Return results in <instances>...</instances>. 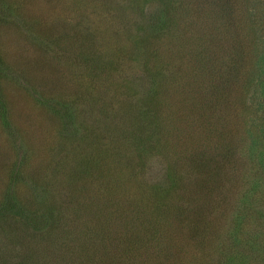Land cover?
<instances>
[{
    "label": "rangeland",
    "instance_id": "rangeland-1",
    "mask_svg": "<svg viewBox=\"0 0 264 264\" xmlns=\"http://www.w3.org/2000/svg\"><path fill=\"white\" fill-rule=\"evenodd\" d=\"M0 99V264H264V0H0Z\"/></svg>",
    "mask_w": 264,
    "mask_h": 264
},
{
    "label": "trees",
    "instance_id": "trees-1",
    "mask_svg": "<svg viewBox=\"0 0 264 264\" xmlns=\"http://www.w3.org/2000/svg\"><path fill=\"white\" fill-rule=\"evenodd\" d=\"M151 20H152L151 25L153 26L154 29H156L157 27L158 28L160 27V24H161V16L160 15L155 14ZM243 52H244V50H243ZM210 59L211 58H207V57H204L201 59V63L203 64V66L205 65L204 67L206 68V69L203 68L204 72L206 73L207 69L210 68V73H211L213 79H217L218 77L220 78V79H217V83L215 86H216V88H219L220 89L219 92H221V94L223 96H225V93H227L229 90H231L232 87L234 86V74L235 75L237 74L235 71V67H234V65H232V63L230 64L229 61L225 60L224 63H225L226 67H225V69H223V67H221V72H220L219 69L217 70L216 68H213L212 66L209 67L207 65L208 64L207 62H209ZM145 80H146V82H148V85L154 84L155 83L154 82V74H148L146 76ZM218 80H221V81H218ZM148 88H149L147 90L148 92L153 91L151 86H148ZM227 94L229 95V93H227ZM50 102H51V100L48 101V103H50ZM0 105H2L1 99H0ZM52 105H53V110L65 120L67 126L73 128V125L75 123V117L72 114L70 107L67 104H62L60 102H52ZM214 107H215L214 104L211 105V108H214ZM134 133L135 132H133V136L135 137ZM222 136L225 137L226 135L223 133ZM145 137H142V138H145ZM149 140H150V137L148 138L147 143L149 142ZM165 140L168 143L169 137ZM128 146H130V144L128 143V140H127V142L125 144L121 143V146L119 149H122V148L128 147ZM152 146L154 147V149L157 148V146H155V145H152ZM225 147H226L225 148V155L231 156L233 154V152H232L233 147L230 144L225 145ZM158 151H161V150L158 149ZM162 151H164V150H162ZM194 162L195 161H193V163ZM229 162H233V161L230 160ZM191 163H192V160H191ZM172 169H173V166H172ZM177 174L178 173L176 172V169L174 168L173 173L167 179L166 187H164L167 193L173 192V190H175L176 188L180 189L181 186L184 185L183 180H182L183 179L182 176L180 178L176 177V176H178ZM128 178H129V174L127 175V180H128ZM134 179H135V183L140 188H142L141 191L142 192L145 191V187L143 186V183L139 179H136V178H133V182H134ZM228 194H230V193H228ZM228 201H229V203H228ZM222 202H225V203H222ZM222 202H219V203L222 205L221 207L224 208L225 213H227L229 211V208L234 205L233 199L222 201ZM159 211L161 213H163L161 209ZM0 213L1 214H13V215L20 216L21 218H23L25 220V222L29 226L37 228L38 230H42L43 228L46 227L44 224L45 222L48 223L46 216H44L43 214H37V213L29 212L22 205H20V203L18 201L15 200V198L12 196L11 193H9L7 195V198L4 202V204L0 207ZM236 229L238 230L239 228H236ZM237 235H238V231H237ZM235 239H237V236ZM200 248L203 250V247L201 245H200ZM203 263H204V260H203Z\"/></svg>",
    "mask_w": 264,
    "mask_h": 264
}]
</instances>
